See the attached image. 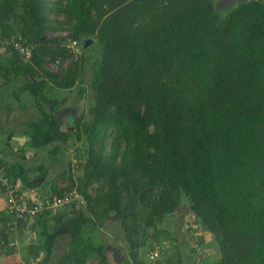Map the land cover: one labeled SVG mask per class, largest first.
<instances>
[{
  "label": "trees",
  "instance_id": "1",
  "mask_svg": "<svg viewBox=\"0 0 264 264\" xmlns=\"http://www.w3.org/2000/svg\"><path fill=\"white\" fill-rule=\"evenodd\" d=\"M217 2L0 0V39L30 50L26 57L0 43L8 51L0 84L23 81L14 96L31 94L39 112L26 122L33 149L27 157L21 151L9 159L0 150L1 254L21 252L16 264H49L65 236L54 264H148V249L157 264H183L178 244L171 253L165 247L170 232L154 229L149 237L148 229L187 200V230L196 233L192 241L206 264H264V0L227 8ZM84 38L102 55L89 84ZM77 84L79 94L90 88L89 116H69L72 125L64 127L57 94ZM7 89L1 98L10 113ZM73 138L81 142L76 167L68 160V169L49 180L47 158L67 152ZM35 157L38 163L25 167ZM8 185L26 207L22 218L10 208ZM37 194L65 202L31 215ZM110 215L127 232L132 260L107 256L101 226ZM12 227L34 237L18 249ZM210 243L215 252L205 253Z\"/></svg>",
  "mask_w": 264,
  "mask_h": 264
},
{
  "label": "rangeland",
  "instance_id": "2",
  "mask_svg": "<svg viewBox=\"0 0 264 264\" xmlns=\"http://www.w3.org/2000/svg\"><path fill=\"white\" fill-rule=\"evenodd\" d=\"M234 3V2H233ZM233 3H228L227 0H218L217 4L218 5H223L225 8L229 7ZM48 36H54V35H59L63 36L66 33L65 32H53V31H48L46 32ZM90 42L85 45L87 49V52H89L92 56L89 61L86 63V72H85V79L84 83L89 84L91 75H92V69L94 66V61L96 60L97 56L99 57L98 59H101L102 55L99 54L97 48L93 45V40L91 38ZM4 43L7 41V39H3ZM8 55L7 49H0V58L3 59ZM23 81H17L16 83H13L12 85H1L0 84V95L2 96L5 92H1L5 89H7L8 93H11V97L8 96L6 99H10L11 102H13V99L15 98V101L12 104V108H14V112L12 115H15L16 118L21 119V124L19 125L21 127L28 130V125L26 124L28 118L30 116H37L39 114L38 108H37V103L35 102L34 97L31 94H28L26 91L21 92L19 96H14L13 92L17 90V88L22 84ZM1 83V80H0ZM87 86V85H86ZM88 87V86H87ZM64 91V90H63ZM61 92L60 95L57 94L59 103H60V110L56 113L57 118L60 123L64 124V127H67L69 125H72L71 123L68 122L69 116H73V120L79 116L81 113H84L83 120H86L88 118V109L91 105L92 98L90 96V88H87V92L83 94H79V85L77 84L72 91H65ZM5 102H2L0 100V115H1V110L5 111L6 109ZM5 117L7 113L3 114ZM8 116V115H7ZM18 120V119H17ZM67 124V126H65ZM29 136V134H28ZM28 138V137H27ZM73 140H76V138H73ZM81 146V142L76 140L74 145H71L68 147V151L62 153L59 150H57V153L55 154V157H48L46 166L48 167V179H57V173H62L61 170H67V161H71V165L73 167H76V151H74L76 145ZM55 144L50 145L48 149L53 148ZM67 146V144H66ZM47 154L46 151H43L42 154ZM38 159V157H35L33 160L34 162ZM55 161V162H54ZM55 163H61L60 168H55L57 165ZM60 170V171H58ZM61 180V178H58ZM113 215L109 216L108 222L105 224V226H101L100 228L102 229V235L104 242L107 243L106 250H107V256L108 258L114 262V263H119L121 262L122 257H127L128 259L132 260L130 251L132 250V247H129V242L127 241L126 238V233L124 231V228H122V225L113 218ZM193 217V214L189 208V204L187 200L182 201V204L172 212V214L167 215L163 221L158 224L156 228L150 227L148 229L149 237L153 235L154 237V229H166L170 232L168 236H166V242H165V247H169L168 252L171 253L175 251L174 245L178 244L179 247V253L180 257L182 258L183 264H206L205 263V258L203 257L204 255L200 256L199 252L203 251V248H199L197 245L195 247V243L192 241L191 233L187 230V225L189 224L188 221ZM30 221V220H29ZM113 221L114 223H112ZM193 227L195 226L192 224ZM162 233L159 234L161 236ZM32 237H34V231H30L29 229L24 228L23 232L19 233L17 235V242L22 243L20 245H25ZM158 237V236H157ZM211 236L208 235L207 238H210ZM99 238V235L97 236ZM160 238V237H159ZM196 238V235L194 236ZM169 239V240H168ZM172 239V240H170ZM67 238L65 236H60L58 239V242L56 243V250H54V256L52 261L49 264H54L55 259L59 257L66 246ZM207 242V241H206ZM153 243V242H152ZM155 243V242H154ZM207 244V243H205ZM210 246V247H208ZM207 247L205 248V253H212L214 251L213 248H211L213 245L210 243ZM164 247V248H165ZM206 247V246H205ZM146 249V247H144ZM196 248L195 252H192V249ZM198 248V249H197ZM201 249V250H200ZM147 250V249H146ZM138 251V250H137ZM145 253V255L142 257L145 259V261L148 264H157L156 261H152L148 257V252ZM142 253V252H141ZM142 254L138 257H141ZM147 257V258H146ZM164 256L161 253L160 260H163ZM213 259V258H211ZM124 261V259H123ZM122 261V263H123ZM133 264H136L135 261L132 260ZM88 264H99L98 259L90 261Z\"/></svg>",
  "mask_w": 264,
  "mask_h": 264
},
{
  "label": "crops",
  "instance_id": "3",
  "mask_svg": "<svg viewBox=\"0 0 264 264\" xmlns=\"http://www.w3.org/2000/svg\"><path fill=\"white\" fill-rule=\"evenodd\" d=\"M0 100L2 102H4L1 98L0 95ZM15 101V98L13 99V102ZM13 102H11V104H13ZM5 111L1 110V115H0V150H4L5 153H7L9 159L10 157L14 159L18 158L19 153L22 151L21 155H24L25 157H27V155L33 150L32 148L29 147V143H28V139H27V135L29 133V131L27 129H25L24 127L26 125H24V127H21L19 125H22L21 123V119L16 118L15 115H12V113L14 112V108H12L11 112L8 113V111L6 109H4ZM7 115L5 117H3V114ZM25 159V158H24ZM28 159V158H27ZM25 159V160H27ZM18 163V160H16ZM23 162V161H22ZM38 162H31V159L25 163V167H30V166H34L35 164H37ZM24 165V163H23ZM34 175V174H32ZM60 180V179H59ZM59 182V181H58ZM4 197V196H3ZM6 206L5 204V200L2 198V196L0 195V209H4ZM13 231V235L15 234H19L21 232H23L24 229L19 228L17 229L16 227H12L11 228ZM10 229V230H11ZM32 231V230H30ZM15 241H16V245L18 247V249L22 246L17 242V236H15ZM31 240V239H30ZM14 241V242H15ZM210 247V246H208ZM211 248L214 249V247L212 246ZM215 252V250H214ZM213 257V261L215 260V253H213L211 255ZM211 257V258H212ZM206 259V258H205ZM22 260V255L21 252H16V253H12V254H1L0 252V264H16L17 262ZM213 261H210L211 263Z\"/></svg>",
  "mask_w": 264,
  "mask_h": 264
},
{
  "label": "built area",
  "instance_id": "4",
  "mask_svg": "<svg viewBox=\"0 0 264 264\" xmlns=\"http://www.w3.org/2000/svg\"><path fill=\"white\" fill-rule=\"evenodd\" d=\"M11 43L14 45V48L18 50L19 52H23L26 57L30 55V50L28 47H25L21 44L20 41H14V40H7L6 43ZM0 43L4 44V41L0 39ZM69 47L72 49V51H75L76 49V42L72 41L69 44ZM60 63L59 59H56L54 62L50 63L49 68L56 70L58 64ZM12 186L8 185L5 186V194L9 196V201L12 202L10 205V208H15L17 210V217L22 218L24 216V213L26 211V207H23L21 204H19L14 198H13V190ZM37 200H34L32 203V206L28 207V211L30 212L31 215H34L36 213H42L43 210H50L54 209L56 206L62 205L63 200L59 198H54V199H49V198H44L40 196V194H37L35 197ZM151 259H155L157 257V252L153 251L150 253L149 256Z\"/></svg>",
  "mask_w": 264,
  "mask_h": 264
},
{
  "label": "water",
  "instance_id": "5",
  "mask_svg": "<svg viewBox=\"0 0 264 264\" xmlns=\"http://www.w3.org/2000/svg\"><path fill=\"white\" fill-rule=\"evenodd\" d=\"M221 1V0H220ZM246 0H227L228 3H233V2H244ZM83 47L90 42V39L84 38L82 41Z\"/></svg>",
  "mask_w": 264,
  "mask_h": 264
},
{
  "label": "clouds",
  "instance_id": "6",
  "mask_svg": "<svg viewBox=\"0 0 264 264\" xmlns=\"http://www.w3.org/2000/svg\"><path fill=\"white\" fill-rule=\"evenodd\" d=\"M1 40H3V39H1ZM7 40H9V39H7ZM6 43V42H5ZM5 43L3 44L4 45V47H5ZM0 48H3V46H1Z\"/></svg>",
  "mask_w": 264,
  "mask_h": 264
}]
</instances>
